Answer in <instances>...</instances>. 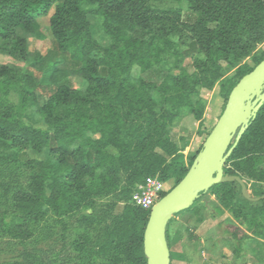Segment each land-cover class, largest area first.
Wrapping results in <instances>:
<instances>
[{"label":"trees","instance_id":"trees-1","mask_svg":"<svg viewBox=\"0 0 264 264\" xmlns=\"http://www.w3.org/2000/svg\"><path fill=\"white\" fill-rule=\"evenodd\" d=\"M84 3L90 8H84ZM190 3L198 11L217 10L236 22L245 23L252 13H257L264 24V0H190ZM51 9L48 29L53 46L46 55L36 53L30 59L27 38L43 39L38 20ZM89 14L97 18L99 31L109 41L107 46H101L93 37L94 25L87 18ZM160 17L161 12L145 0H0V54L26 63L14 76L8 68L0 66V81L14 78L19 94L33 103L36 91L48 94L38 109L48 130L28 125L19 116L0 113V151L17 153L18 161L28 171L21 184H4L0 189V199L16 215V229L20 233L50 212H63L67 194L92 198L101 193L116 171L125 172L131 186L145 185L147 180L156 178L161 183H172L171 190L186 175L202 146L186 166L179 148L167 137L161 138V133L180 118L182 108L201 124L197 91L211 89L218 83V95L226 105L236 84L264 60V53L254 54L252 66L241 65L237 44L228 45L227 36L222 42H214L210 37L202 38L199 44L191 42L179 52L181 58L201 53L204 60L196 61L194 73H182L156 88L164 104L157 110V102L152 104L143 94L145 88L153 87L142 80L133 81L129 70L136 65L140 72H145L157 54L160 41L152 35L150 26ZM224 65L227 70L235 69L234 76L223 79ZM34 71L38 72V78ZM69 77L82 79L84 91L72 90L62 83ZM183 83L188 86L184 95L180 90ZM133 114L142 124L126 130ZM151 127L156 128L154 133ZM90 134H97L98 138L93 139ZM42 149L49 157L44 164H33L27 159V152ZM38 165L40 170L35 172ZM223 172L225 176L240 177L251 198L264 195V190H260L264 185V103L248 124ZM167 192H161V198ZM207 194L214 196L220 210L228 211L240 226H249L254 215L264 212V200L257 203L245 200L237 183L219 184L200 193L187 212L194 211ZM6 213L0 214V226L5 225ZM149 214L150 211L125 204L121 216L113 219L101 251L112 250L123 264H147L143 239ZM252 234L260 237L258 233ZM232 237L236 238L234 233ZM166 240L169 248L167 230ZM171 256L170 252V259Z\"/></svg>","mask_w":264,"mask_h":264},{"label":"rangeland","instance_id":"rangeland-1","mask_svg":"<svg viewBox=\"0 0 264 264\" xmlns=\"http://www.w3.org/2000/svg\"><path fill=\"white\" fill-rule=\"evenodd\" d=\"M145 1L161 12L160 19L150 26L152 35L160 41L159 50L145 72H140L138 66L132 65L129 75L133 81L142 80L153 87L149 90L145 88L143 94L152 104L157 102V110L163 108L164 104L156 88L182 73H194L196 61L204 60L201 53H196L192 58H181L179 52L186 50L191 42L199 44L202 38L207 37L214 42H222L223 37L227 36L228 45L233 47L237 44L235 48L238 56H241V65L248 63L252 66V56L264 53V24L257 13H252L250 19L243 23L236 22L233 17L226 18L217 10L209 13L208 9L198 11L190 0ZM83 6L90 8L88 3ZM52 13L53 9L38 20L43 39L27 38L30 59L36 53L46 55L53 46L48 29V18ZM87 18L94 25L93 37L101 46H107L109 41L99 31L95 15L89 14ZM25 64L0 54V66L8 68L13 76L22 71ZM223 70V79L235 74V69L227 70L225 65ZM34 75L37 78L39 76L37 71H34ZM62 83L79 92H83L86 87L78 77L66 78ZM135 85L138 88L137 83ZM187 88L183 83L180 88L182 95ZM219 89L216 83L211 89L197 91L202 108L201 124L187 114L186 108H182L180 118L161 133V138L167 137L179 148L186 166H189L194 156V152H189L190 148L198 144L202 146L225 108L218 95ZM19 90L14 78L0 81V113L19 116L28 125L48 130L38 110L48 94L36 91L33 103L21 96ZM86 112L96 114L92 110ZM141 124L142 121L133 114L125 129ZM150 130L154 133L156 128L151 127ZM90 136L98 138L97 134ZM26 156L33 164L42 165L49 159L44 149L29 151ZM17 158V153L0 151V189L4 184L17 186L27 178L28 171ZM39 170L40 165L35 168V172ZM49 182L47 180L45 183L47 192ZM106 184V189L92 198L67 194V207L63 212H50L46 217L30 223L24 233L16 229V215L0 199V214L7 212L5 225L0 226V264H123L116 253L112 250L103 252L101 247L107 239L113 219L121 216L125 204L135 206V195H139L144 185L131 186L123 171H116L113 179ZM171 187L172 183H163V191L160 192H167ZM260 190H264V185L260 186ZM160 198L158 194V200ZM195 208L194 211L174 215L166 227L171 264H264V212L254 215L249 226L245 227L238 225L228 211L220 210L214 196H203ZM252 232L260 234L261 238L253 236ZM244 235L248 238H243Z\"/></svg>","mask_w":264,"mask_h":264},{"label":"water","instance_id":"water-1","mask_svg":"<svg viewBox=\"0 0 264 264\" xmlns=\"http://www.w3.org/2000/svg\"><path fill=\"white\" fill-rule=\"evenodd\" d=\"M264 103V60L245 75L230 92L225 108L186 175L150 210L144 231L143 252L147 264H171L166 227L174 215L187 211L200 193L223 183H237L242 197L252 203L244 181L225 176L223 168L231 153Z\"/></svg>","mask_w":264,"mask_h":264},{"label":"built area","instance_id":"built-area-1","mask_svg":"<svg viewBox=\"0 0 264 264\" xmlns=\"http://www.w3.org/2000/svg\"><path fill=\"white\" fill-rule=\"evenodd\" d=\"M162 186L163 183L156 178L147 180L143 187L144 189H142L139 195H135V206L142 210L150 211L158 201V194L161 193L160 191H163Z\"/></svg>","mask_w":264,"mask_h":264},{"label":"crops","instance_id":"crops-1","mask_svg":"<svg viewBox=\"0 0 264 264\" xmlns=\"http://www.w3.org/2000/svg\"><path fill=\"white\" fill-rule=\"evenodd\" d=\"M198 139H199V138H198ZM200 146H201V144L196 145L195 148H192V147H191L190 150H189V152H190V153H191V152H194V154H195V153L197 152V150L199 149ZM189 152H188V153H189Z\"/></svg>","mask_w":264,"mask_h":264}]
</instances>
